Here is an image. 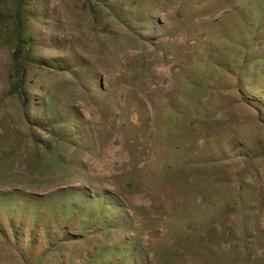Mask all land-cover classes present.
<instances>
[{"label": "rangeland", "instance_id": "374dc122", "mask_svg": "<svg viewBox=\"0 0 264 264\" xmlns=\"http://www.w3.org/2000/svg\"><path fill=\"white\" fill-rule=\"evenodd\" d=\"M0 264H264V0H0Z\"/></svg>", "mask_w": 264, "mask_h": 264}]
</instances>
